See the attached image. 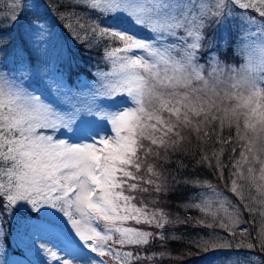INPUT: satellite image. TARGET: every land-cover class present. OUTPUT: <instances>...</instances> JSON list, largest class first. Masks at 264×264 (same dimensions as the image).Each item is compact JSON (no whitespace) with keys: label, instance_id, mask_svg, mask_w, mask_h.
<instances>
[{"label":"snow or ice","instance_id":"6c2138e0","mask_svg":"<svg viewBox=\"0 0 264 264\" xmlns=\"http://www.w3.org/2000/svg\"><path fill=\"white\" fill-rule=\"evenodd\" d=\"M9 7L10 16L0 15V240L7 236L3 225L27 208L51 218L25 223L19 233L47 264H155L148 252L168 237L132 225L163 229L171 221L138 207L130 193L159 195L193 185L174 176L170 187L147 161L179 149L185 133L209 137L205 129L217 120L236 124L241 159L254 150L264 154V0H57L59 20H72L60 26L62 34L79 51L100 56L95 82L79 90L67 82L74 71L71 49L61 48L67 73L51 62L58 21L44 0H10ZM232 36V57L222 60ZM233 167L247 179L239 160ZM244 189L233 180L232 191L251 201ZM192 200L199 202L186 207L211 213L213 202L203 191ZM49 235L56 244L44 238ZM257 239L264 249V234ZM230 248L206 244V255L198 257L253 264L225 251Z\"/></svg>","mask_w":264,"mask_h":264},{"label":"trees","instance_id":"16d2710c","mask_svg":"<svg viewBox=\"0 0 264 264\" xmlns=\"http://www.w3.org/2000/svg\"><path fill=\"white\" fill-rule=\"evenodd\" d=\"M44 4L49 7L52 17L57 19L61 37L66 41L71 39L66 33L62 34L60 26L72 23V20L70 18L59 20L58 14L52 7L55 5L53 0H44ZM3 5V0H0V7ZM68 48L71 49V63L74 71L67 81L73 83L74 80L80 79L81 75L86 78L92 77L90 70L95 69L94 65L97 62L94 59L97 60L100 56L96 52H81L75 45L73 48L69 44ZM233 49V45L229 43L228 51L226 55H221V59H231ZM102 65L100 64L99 67ZM68 67L69 62L67 61L65 66L60 67V70L67 73ZM242 123L241 136L244 134ZM205 131L210 133L207 138L203 135L198 137L195 133L187 137V133H185L186 139L179 149L176 151L169 149L167 153L161 151V155L165 159L155 161L149 159L147 161V163L156 164L157 170L162 172L163 177H167L170 187L174 176L181 181H189L193 186L186 187L181 183L174 190L159 195L154 191L151 193L140 191L130 193L135 197L133 202L138 207L146 206L150 211L163 212L164 219L171 223H166L163 229L147 224H133L132 226L153 233L163 231L168 237L165 241L155 240L154 246L148 252L149 256H155V264H186L187 261V264H200L203 259L198 256L206 255L205 245L211 247L214 243L231 245V248L225 249V251L253 254L264 262V249L260 248V240L257 239L258 236L264 234L262 233L264 230V195H262L264 187H261L264 186V178H261L260 172L262 166L260 162L264 161V154H257L254 150L252 153H245L244 159H241L244 141L237 136L234 122L229 124L228 121H225L221 126L220 121L217 120L213 124H209ZM221 137L223 140L231 142L224 144ZM203 156H208L210 159L202 164L198 163ZM238 160L244 170V177L247 179L242 178L239 169L233 167ZM217 161L220 163L218 164ZM178 162H182L185 167L178 170ZM253 166H255V171L253 174H249L247 169ZM234 171L236 172L235 176L233 175ZM140 175H143L145 179L148 178L146 170H142ZM252 176L255 177L254 180ZM233 180L237 181V187L241 183L245 184V196L251 194V201H242L240 196L232 191ZM201 185L205 187L211 185L226 197L228 215L220 216L211 212L206 216L205 213L197 209L186 207L190 202H199L192 200V194L204 191L205 188L201 189ZM140 186L148 187L145 184ZM249 203L253 209L251 212L247 206ZM245 229L250 235H241ZM250 242L254 244L253 248L247 247ZM161 252L165 253L163 260L160 257ZM104 259L109 260L107 257ZM109 264H111L110 260Z\"/></svg>","mask_w":264,"mask_h":264},{"label":"rangeland","instance_id":"374dc122","mask_svg":"<svg viewBox=\"0 0 264 264\" xmlns=\"http://www.w3.org/2000/svg\"><path fill=\"white\" fill-rule=\"evenodd\" d=\"M53 2L56 4L57 0H53ZM4 5L0 7V9H3V12H0V15H8L10 16L12 14L10 5V0H3ZM53 7V6H52ZM49 9V7H47ZM64 10V9H63ZM51 14V12H50ZM52 16V14H51ZM211 31V30H210ZM56 34H57V41L54 43L52 48L50 49L49 56L51 58V62L56 64L57 68L60 70V67H63L66 65L68 59H67V53H62L61 48L68 49V45L71 44V46L74 48V45L71 43V39H68L66 41L64 38L61 37L60 29L58 26H56ZM229 43L235 47V36L228 37ZM100 59V58H99ZM99 59H94V61H98ZM101 70L103 71H110V65L109 66H100ZM96 69L90 70L91 75L92 72H94ZM63 72V70H60ZM69 86L73 89L79 90L81 87H83L85 84H92L95 82L94 77L86 78L85 76H80V79L74 80L73 83H69L67 81ZM120 100V97H117V105L119 106L118 102ZM127 102L129 103V106H131L130 98H127ZM104 127L106 132H110V125L105 122ZM212 189H214L212 186L211 188L205 187L204 193L207 197L211 199L213 202V207L211 212L218 214L220 216L222 215H228V209L226 206V197L218 190H215V194H213ZM127 194V193H126ZM51 218L44 217L40 214L30 212L27 208H21L20 211L15 215V218H13L10 223H5L3 226L5 229H7V236L5 239L0 240V264H47L46 259L39 253L38 250L30 249L25 244L20 242V236L19 233L22 231L21 225L25 223L33 224V225H40L45 223H51ZM46 239H49L51 243L56 244L57 241L52 238V236L44 237ZM10 247V248H9ZM230 254L238 255L243 260H250L253 262V264H264V262L259 259L256 255L244 253V252H233L229 251ZM211 257L204 258L200 264H209Z\"/></svg>","mask_w":264,"mask_h":264}]
</instances>
